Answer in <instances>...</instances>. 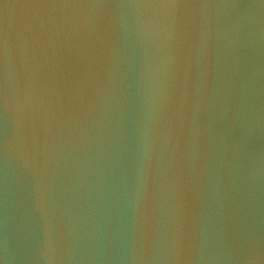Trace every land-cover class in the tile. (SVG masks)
Instances as JSON below:
<instances>
[{
  "label": "clouds",
  "instance_id": "clouds-1",
  "mask_svg": "<svg viewBox=\"0 0 264 264\" xmlns=\"http://www.w3.org/2000/svg\"><path fill=\"white\" fill-rule=\"evenodd\" d=\"M0 264H264V0H0Z\"/></svg>",
  "mask_w": 264,
  "mask_h": 264
}]
</instances>
